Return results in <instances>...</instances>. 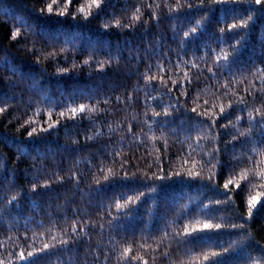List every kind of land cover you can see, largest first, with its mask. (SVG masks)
I'll use <instances>...</instances> for the list:
<instances>
[{
    "label": "trees",
    "instance_id": "16d2710c",
    "mask_svg": "<svg viewBox=\"0 0 264 264\" xmlns=\"http://www.w3.org/2000/svg\"><path fill=\"white\" fill-rule=\"evenodd\" d=\"M91 4L0 0V264H264V4Z\"/></svg>",
    "mask_w": 264,
    "mask_h": 264
},
{
    "label": "snow or ice",
    "instance_id": "6c2138e0",
    "mask_svg": "<svg viewBox=\"0 0 264 264\" xmlns=\"http://www.w3.org/2000/svg\"><path fill=\"white\" fill-rule=\"evenodd\" d=\"M56 2V0H53V4ZM69 3H71V0H69ZM255 3L260 5V4H264V0H255ZM100 4V0H92V4L89 5V8L95 6L98 7ZM67 9H68V4L64 5V8L59 12V15H65L67 13ZM47 10L49 12L53 11V5L50 4L47 8ZM80 12H85V9L82 7L80 8ZM239 26H244L243 24L239 25ZM233 27H237V25H233ZM225 59H227V57H225ZM0 111H3V109H0ZM76 109H73V112H75ZM80 111H84L83 106L80 107ZM192 111H196L195 109H192ZM224 109L221 108L220 109V113L223 114L224 113ZM155 115H160L159 113H155ZM29 135H31V133H29ZM189 175H193V173H189ZM196 175L198 176L199 173H196ZM262 176V178H264V173L260 174ZM240 179H246V175L245 174H241ZM240 186L239 181L234 180L229 178L224 184H223V188L225 190H235L236 188H238ZM261 189L262 191L257 192L255 195H251L248 198L247 201V212L249 217L252 215L253 210L255 209V207L257 206V204L261 201L262 197H264V185H261ZM117 207H119V205H117ZM221 226L220 224H213L210 222H205L202 225H200L199 227H193L191 232L188 231L187 228H185V235H190L192 233H195L197 231H204V230H212V229H219ZM48 246L45 245V248H47ZM23 255V254H21ZM215 255V254H214ZM29 256H31V253H29ZM205 260H208V256L204 257Z\"/></svg>",
    "mask_w": 264,
    "mask_h": 264
}]
</instances>
